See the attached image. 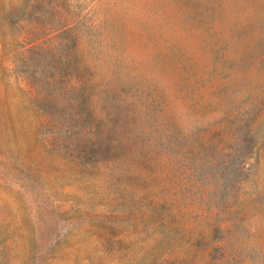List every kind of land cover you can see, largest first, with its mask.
I'll return each mask as SVG.
<instances>
[{
	"label": "rangeland",
	"instance_id": "rangeland-1",
	"mask_svg": "<svg viewBox=\"0 0 264 264\" xmlns=\"http://www.w3.org/2000/svg\"><path fill=\"white\" fill-rule=\"evenodd\" d=\"M0 264H264V0H0Z\"/></svg>",
	"mask_w": 264,
	"mask_h": 264
}]
</instances>
